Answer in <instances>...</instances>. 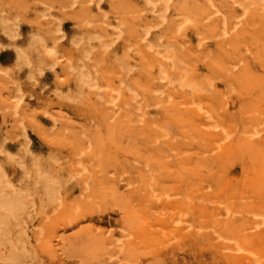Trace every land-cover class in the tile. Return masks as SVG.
<instances>
[{
	"label": "rangeland",
	"instance_id": "rangeland-1",
	"mask_svg": "<svg viewBox=\"0 0 264 264\" xmlns=\"http://www.w3.org/2000/svg\"><path fill=\"white\" fill-rule=\"evenodd\" d=\"M213 1L182 3L167 24L174 33L196 30L200 44L244 40L226 59L243 65L234 80L244 89L191 95L190 80L183 85L172 72L158 86L150 62L145 109H100L111 99L107 84L94 104L100 123L79 131L55 122L41 131L53 148L45 156L31 153L28 142L11 153L4 144L15 137L0 139L1 170L15 165L28 180L0 181V264H264V0ZM53 2L0 0V24L60 23L61 15L49 12ZM204 56L215 63L217 54L209 48ZM134 82L139 89L141 80ZM13 84L0 69V133L26 135L25 119L38 114L63 120L47 110L20 115ZM80 96L90 101L89 93ZM140 98L135 92L134 102ZM197 102L205 108L191 112ZM212 113L223 124L213 127ZM144 119L145 130L138 126Z\"/></svg>",
	"mask_w": 264,
	"mask_h": 264
},
{
	"label": "crops",
	"instance_id": "crops-1",
	"mask_svg": "<svg viewBox=\"0 0 264 264\" xmlns=\"http://www.w3.org/2000/svg\"><path fill=\"white\" fill-rule=\"evenodd\" d=\"M69 1L63 2L65 6L61 7L60 0H54L49 7L51 14L61 15L60 23H43L40 27L26 23L0 24V69L4 77L14 82L11 88L18 113L29 112L31 115L34 110H47L63 118L56 121L46 114H38L33 122L26 118V135L22 131L6 135L9 129L3 128L1 140L7 136L15 137L14 140H6L5 150L16 154L20 151L11 150V146L19 150L23 142H28L31 153L45 156L53 148L47 135L43 136L41 131L50 129L55 122L57 128L79 131L80 126H96L101 119L95 116L98 106L95 109L94 104L98 105V95L108 93L104 91L107 84L111 86V99L108 107L100 106L103 105L101 103L100 109L127 112L137 107L145 109L149 97L146 85L150 80V62L154 64L153 77L157 78L155 84L158 86L164 85L166 81L160 79L167 78L172 72L183 85L190 80L191 95L201 94L199 89H231V85L234 89H244L240 82L234 80L236 74L243 72V65L235 66L226 60L235 51V46L239 51L240 42L244 43V40L227 37L200 44L196 30L184 27L179 33H174L175 26L167 24V19L171 20L170 14L182 11L179 10L182 3L196 0H74L75 6H70ZM213 2L217 4V1ZM65 14H79V19L65 17ZM117 15H125L120 17L123 21L117 19ZM169 45L182 48L171 52L167 48ZM218 46H221L220 50ZM208 47L217 54L215 63L204 62ZM219 58L222 60L217 61ZM105 68L110 69L109 76H103ZM64 77L68 80L60 81ZM135 77L141 80L139 89L134 88ZM208 79L212 80L211 85ZM59 92L66 93L69 98L60 101L56 96ZM135 92L141 96L136 102ZM87 93L90 94L89 102L81 96L79 99L80 94ZM38 97L41 98L37 100ZM198 103L191 106V112L205 108ZM208 110L211 109L208 107ZM90 115H93L92 120ZM121 119L128 122L123 117ZM209 122L218 127L224 121L219 114L212 113ZM138 126L145 130L149 121L144 119ZM144 136L143 139L149 141V135ZM24 172L25 169L15 165L5 166L4 171L0 168V181L7 175L9 182L18 185L21 180L28 181L23 178Z\"/></svg>",
	"mask_w": 264,
	"mask_h": 264
},
{
	"label": "bare ground",
	"instance_id": "bare-ground-1",
	"mask_svg": "<svg viewBox=\"0 0 264 264\" xmlns=\"http://www.w3.org/2000/svg\"><path fill=\"white\" fill-rule=\"evenodd\" d=\"M206 53V52H205ZM211 55V54H210ZM214 57V56H213ZM212 59H214V58H212ZM218 60V59H217ZM199 63V62H198ZM200 83V82H199ZM69 85V84H68ZM195 89V88H194ZM113 104V103H112ZM104 119V118H103ZM150 157V156H149ZM150 162V161H149ZM180 184V183H179ZM135 202V201H134ZM121 218V217H120Z\"/></svg>",
	"mask_w": 264,
	"mask_h": 264
}]
</instances>
